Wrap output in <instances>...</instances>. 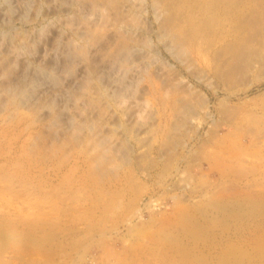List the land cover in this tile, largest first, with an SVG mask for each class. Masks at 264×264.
I'll use <instances>...</instances> for the list:
<instances>
[{
    "label": "rangeland",
    "instance_id": "374dc122",
    "mask_svg": "<svg viewBox=\"0 0 264 264\" xmlns=\"http://www.w3.org/2000/svg\"><path fill=\"white\" fill-rule=\"evenodd\" d=\"M255 201L264 0H0V264H264Z\"/></svg>",
    "mask_w": 264,
    "mask_h": 264
},
{
    "label": "bare ground",
    "instance_id": "6f19581e",
    "mask_svg": "<svg viewBox=\"0 0 264 264\" xmlns=\"http://www.w3.org/2000/svg\"><path fill=\"white\" fill-rule=\"evenodd\" d=\"M223 202V201H222ZM220 203V202H219ZM218 203V204H219ZM252 203V202H251ZM220 204H223V203H220ZM226 206H227V204H226ZM219 207V206H218ZM234 207V206H233ZM252 208H253V211H255V212H261L260 214L262 215L261 217H263L264 216V203H259V202H256L255 201V203H252V206H251ZM221 208V207H220ZM187 209V208H186ZM229 209V208H228ZM188 210V209H187ZM216 210H217V208H216ZM220 210V209H219ZM222 210H225L226 211V209H222ZM221 211V210H220ZM239 211V210H238ZM188 212V211H187ZM204 212V211H203ZM228 212V211H227ZM205 213V212H204ZM193 214V213H192ZM225 214V213H224ZM232 215V214H231ZM255 216V215H254ZM184 217V216H183ZM223 218V217H222ZM191 219L190 218H184V222H187L188 224H190V227H189V231H187V230H181V232L182 231H187V233L189 232V233H199L200 231L202 232V228H203V226L202 225H200L199 223L198 224H191V223H193V221H190ZM228 221V220H227ZM183 222V221H182ZM181 222V223H182ZM225 223V222H224ZM186 225V224H185ZM184 226V224H182V227ZM181 227V228H182ZM188 228V227H187ZM194 229V230H193ZM262 229H263V233H264V224H263V226H262ZM199 230V231H198ZM198 231V232H197ZM173 234V233H172ZM178 234V233H177ZM160 235V234H159ZM179 235V234H178ZM178 237V236H177ZM182 237V236H181ZM203 237V236H202ZM201 237V238H202ZM259 238H260V236H259ZM258 240V239H257ZM258 242V241H257ZM263 243H264V234H262L261 235V238L259 239V242L257 243L258 245H260V246H262L263 245ZM177 245H179L178 243H176ZM262 244V245H261ZM159 247V246H158ZM167 247V246H166ZM240 247V248H239ZM263 248H261V247H258L259 248V250H261V251H263L264 252V246H262ZM160 248V247H159ZM178 249V248H177ZM179 250V249H178ZM241 246L239 245V244H237V243H235V245H230V246H227L226 247V249H225V252H224V254L220 257V260H219V263L218 264H228V263H230V261L232 260V258H233V261H234V258H236L237 256H239V252H241ZM155 251V250H154ZM184 251L185 252H188V251H186L185 249H184ZM158 252V251H157ZM179 252V251H178ZM182 254V253H181ZM188 254V253H187ZM185 256H187L188 257V255H185ZM181 260L179 261V262H187L186 260H188L187 258H184V255L182 256L181 255ZM232 261V262H233ZM189 262V261H188ZM178 262H176V264H177Z\"/></svg>",
    "mask_w": 264,
    "mask_h": 264
}]
</instances>
